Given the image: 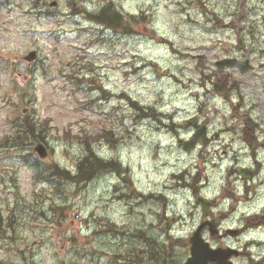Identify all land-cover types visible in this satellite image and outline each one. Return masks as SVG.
I'll use <instances>...</instances> for the list:
<instances>
[{"label": "rangeland", "instance_id": "374dc122", "mask_svg": "<svg viewBox=\"0 0 264 264\" xmlns=\"http://www.w3.org/2000/svg\"><path fill=\"white\" fill-rule=\"evenodd\" d=\"M108 3L130 31L86 16ZM225 58L249 59L254 70L217 68ZM220 78L228 85L215 89ZM145 108L156 113L148 118ZM241 113L264 125V0H0V264H160L148 251L183 264L189 247L161 240L174 222L162 220L157 197L171 174L202 163V145L187 153L179 142L194 134L192 123L220 135L221 125L242 124ZM22 117L48 132L44 164L76 174L91 143L130 170L131 188L112 172L85 186L37 183L22 161L28 153L1 145L7 136L13 143ZM102 131L118 144L86 139ZM213 150L223 149L211 147L203 175L216 188L226 162L215 166ZM167 196L168 216H183L172 234L186 240L189 194Z\"/></svg>", "mask_w": 264, "mask_h": 264}, {"label": "flooded vegetation", "instance_id": "af4514ba", "mask_svg": "<svg viewBox=\"0 0 264 264\" xmlns=\"http://www.w3.org/2000/svg\"><path fill=\"white\" fill-rule=\"evenodd\" d=\"M237 118L242 119V124L220 126L222 133L233 135L228 138L222 133L211 134L208 129L207 149L195 151L202 160L196 165V172L180 170L168 177L172 181L170 187L185 188L182 193L190 194L188 211L192 228L186 240L173 236L175 224L182 223L183 216L169 217L166 213L163 220L174 222L168 223L167 234L188 245L189 251L192 238L205 244L207 264H221L219 260L222 264H264V125L248 113L238 114ZM199 128L194 127L191 138ZM176 131L170 127V133ZM179 141L183 146L185 140ZM213 146L223 149L222 153L213 150L221 162L214 165L226 162L216 188L208 175H203ZM163 198L160 199L163 208L171 209L173 201L166 193Z\"/></svg>", "mask_w": 264, "mask_h": 264}, {"label": "trees", "instance_id": "16d2710c", "mask_svg": "<svg viewBox=\"0 0 264 264\" xmlns=\"http://www.w3.org/2000/svg\"><path fill=\"white\" fill-rule=\"evenodd\" d=\"M86 16H88V18L92 22L100 24L101 26H104L105 28L110 29L112 31L131 30V26H129L130 28L128 26H125L122 15L114 11L113 4L111 3H108V5L102 8L100 12L96 14L86 13ZM223 80V78H220L218 79V82H216V84L215 82H213L215 88L221 89L223 87H226L228 85V82L227 80ZM225 94L228 95V93ZM134 104L136 105V103ZM138 109L143 110L142 108ZM153 109L154 108H147V110H145V113L151 114V112H153ZM47 133L43 130L42 122H40L39 120L32 119L29 117H22L20 126L15 128V136H13L12 138L14 139L13 143L9 142L11 140L7 136L6 138H4L3 145L7 144V148L16 147L31 152V147L33 146V144L36 142L45 141ZM94 137L95 138H90V136H88L86 137V139H96V141L98 142L105 140L106 142L111 143V145L113 146H116L118 144L117 140L114 141V137L111 132H103L102 134L98 135L97 138L96 136ZM86 142L89 141L86 140ZM83 151V156L77 164L78 171L74 175L68 170L62 169L57 165L42 164L34 156L33 153H29L27 156L24 157V159L30 162L31 168L35 170L37 177L40 179L39 182L41 183H51L53 180H62L75 184H87L92 181L97 175L109 170L115 171L119 174L124 173L125 175H127L125 180L129 182L128 170H122L120 164L117 161H104L99 158L96 155L91 143H86V150ZM55 186L59 188L58 185L55 184ZM152 246L155 247L157 246V244L154 243ZM147 255L149 257L148 259L151 260V263L157 261L160 262V264L161 262H163L164 264V260L162 259L163 256H157V254L152 251H148ZM138 257L139 256L137 255L136 258ZM133 262L134 260L131 261V264H133Z\"/></svg>", "mask_w": 264, "mask_h": 264}, {"label": "water", "instance_id": "95a60500", "mask_svg": "<svg viewBox=\"0 0 264 264\" xmlns=\"http://www.w3.org/2000/svg\"><path fill=\"white\" fill-rule=\"evenodd\" d=\"M36 59V52H31L27 57L26 60L29 62H32ZM216 67L218 68H228V69H239L241 74H245L253 69V66L250 64V60L246 59L242 62L236 60V59H224L222 61L217 62ZM200 140L204 141V145L206 146V138L205 133L200 132L195 136V138L185 144V150L191 151L197 142ZM35 151L39 154L41 158H46L48 156L47 150L44 145L39 144L35 147ZM208 258V251L207 248L204 245H200L198 243H195L192 252L191 257L188 258L185 264H206ZM222 264V261L219 260Z\"/></svg>", "mask_w": 264, "mask_h": 264}, {"label": "clouds", "instance_id": "9594fccd", "mask_svg": "<svg viewBox=\"0 0 264 264\" xmlns=\"http://www.w3.org/2000/svg\"><path fill=\"white\" fill-rule=\"evenodd\" d=\"M189 104H194V101H189ZM191 111H192L193 114H195V109H194V108H192ZM190 134H191V133H189V135H190Z\"/></svg>", "mask_w": 264, "mask_h": 264}]
</instances>
